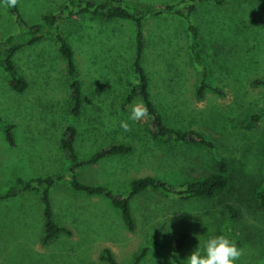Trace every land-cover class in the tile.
<instances>
[{"label":"rangeland","instance_id":"rangeland-1","mask_svg":"<svg viewBox=\"0 0 264 264\" xmlns=\"http://www.w3.org/2000/svg\"><path fill=\"white\" fill-rule=\"evenodd\" d=\"M2 1L0 40L19 35L16 42L25 41V27L16 22ZM66 1L35 0L33 14L22 17L28 25L38 24L44 11L52 12ZM123 1L131 10L136 6L133 0ZM179 1L158 0L155 7L193 2L194 10L187 20L165 12L143 15L141 65L148 74L151 99L163 121L177 129L201 132L212 146L153 139L147 130L149 116L140 121L129 119L131 106L140 101L137 96L126 111H118L134 81V21L119 20L112 32L106 19L107 28L98 33L99 21L63 19L57 31L61 23L62 35L66 26L72 31L70 40L81 82L80 113L71 112L64 63L53 36L55 28L41 26L44 37L23 46L12 57L27 82L23 91L9 87L7 73L0 66V120L2 124H14L15 141V146L9 145L0 126V191L16 178L65 171L68 160L59 140L67 125L76 128L78 158L112 141L133 147L129 153L109 156L76 170L79 180L102 184L121 194H127L132 179L145 175L172 185L201 180L216 173L222 159L227 164L229 184L213 199H180L154 191L135 195L130 200L136 222L133 231L124 226L119 209L107 198L92 196L95 208L101 210L94 217L104 226L98 227L103 240H107L103 248L111 250L118 264H132L142 247L147 253L139 264H170V260L181 264L196 247L203 253L210 236L228 237L230 224L224 222L226 219L232 223V240L243 252L236 264H264V204L259 195L264 188V84H253L254 79H264V0H224L221 4L213 0ZM79 24L93 27L86 34L84 47L74 31ZM188 24L198 30V60L193 59L188 34L182 28ZM46 29L48 34L44 33ZM98 34L102 42L115 49H96L93 38ZM202 80L220 88L222 94L205 89L204 96L197 98L196 87ZM261 113L251 126L247 125L250 116ZM121 121L129 124L130 131L120 127ZM69 179L66 174L49 192L60 224L64 221L65 199L68 208L71 199L80 198L74 195ZM227 205L236 211L233 219ZM39 207L37 194L29 192L0 202V208L10 210L8 214L0 212V264H108L98 256L100 247H91L92 255L86 254L82 245L81 249L68 245L66 239L70 237L64 235L40 250ZM183 232L187 235L183 245L172 251L174 239Z\"/></svg>","mask_w":264,"mask_h":264},{"label":"trees","instance_id":"trees-1","mask_svg":"<svg viewBox=\"0 0 264 264\" xmlns=\"http://www.w3.org/2000/svg\"><path fill=\"white\" fill-rule=\"evenodd\" d=\"M186 0H181L185 2ZM193 1V0H190ZM217 4H221L224 0H213ZM138 7V8H137ZM194 10L193 2L177 6L175 4H166L161 7L143 9L139 6L129 8L123 0H105L100 3H95L91 0H68L63 5H60L53 13L44 15L38 24L28 25L24 21L17 5L8 7V12L15 16L16 22L25 27L26 40L16 42L19 35H9L4 40H0V66L7 73V83L9 87L15 91H23L27 82L19 73L15 63L12 60L13 55L23 46L32 45L41 40L44 36L41 32V26L47 28L54 27L53 36L58 45V53L61 55L66 72V80L70 95L71 112L79 114L82 107L81 82L78 77V70L74 61V53L71 45L60 31H57L59 21L70 18L74 15L92 14L100 18H120L132 20L135 22V52L131 62L134 73L133 85H129L128 90L124 93V97L119 104L118 111H126L135 96L148 108L149 122L147 130L153 139L164 142L177 141L182 143H197L206 147H211L212 143L205 139L203 134L194 129L181 130L168 126L160 116L156 106L154 105L150 94V81L148 74L141 65L143 56V31L142 17L145 14L158 15L163 12L167 15H177L186 20ZM187 31L190 36V51L193 59L198 60V30L193 24H188ZM49 30H44L48 34ZM253 84H264V79H254ZM209 89L215 93L222 94V90L218 87L211 86L205 80H202L196 87L197 98L204 96V90ZM263 113L250 116L247 125L251 126ZM0 126L4 133L5 139L9 145L15 146L14 141V124H2ZM76 128L73 125H67L60 135V148L62 149L65 158L68 160V165L65 171L51 173L46 176H35L29 179L16 178L5 190L0 191V202L9 200L22 192L36 193L37 199L41 208V242L47 244L49 241L56 239L62 234L69 235L70 231L56 221L52 211L50 200V189L66 174L70 175L69 184L75 191H79L88 195H100L107 198L113 207L120 211V217L124 226L133 231L136 227L135 217L130 208V200L137 194H143L149 191L159 192L161 194H172L180 199H203L210 200L216 197L221 191L228 187L229 179L225 175L227 164L224 160H219L217 163V172L213 173L201 180L189 181L179 185L169 184L161 179L151 175H145L134 178L129 182V191L127 194L114 192L110 188L102 184H89L79 180L76 176L78 167L87 166L97 163L99 160L113 155L126 154L133 150V147L126 142L112 141L96 148L87 157L78 158L75 150ZM261 204H264V188L259 191ZM230 218H234L236 211L229 205L226 206ZM230 224L228 238H233V230L231 221H226ZM223 222V223H224ZM226 224V223H225ZM224 225V224H223ZM186 233H180L174 239L172 251L180 249L184 240L187 238ZM147 253V248L142 247L136 254L132 264H139L144 255ZM100 258L108 264H118L114 255L109 248H103Z\"/></svg>","mask_w":264,"mask_h":264},{"label":"crops","instance_id":"crops-1","mask_svg":"<svg viewBox=\"0 0 264 264\" xmlns=\"http://www.w3.org/2000/svg\"><path fill=\"white\" fill-rule=\"evenodd\" d=\"M66 2H64V3H66ZM157 2H158V0H149L147 3L142 2L140 0H133V3L135 5L139 6L140 8H143V9L154 8L157 5ZM179 2H181V0ZM34 3H35V0H18L16 5H17L20 13L23 16L26 14L29 17L30 14L31 15L33 14ZM64 3L58 4L52 12L44 11L43 13H46V14H41L40 19L44 15L53 13L60 5H63ZM166 4H170V3H166ZM166 4H164V5H166ZM148 15H150V14H148ZM150 16H156V15H150ZM66 19H68V21L72 19V20H75V22H77V21L81 22L83 19H85V20L89 21L90 23L95 22V21H99L98 24H99V27H101V29H96L98 33H100L102 30H105L108 26L106 18H100V17L94 16L92 14H90L84 18H82L79 15H74V16H72L70 18H66ZM108 20L110 22L109 26L112 29V32H114L115 31L114 28H118L117 24L120 23L121 21H119V20H122V19L108 18ZM125 20H127V19H125ZM68 21H66V24ZM128 21H132V20H128ZM30 25H34L33 22ZM59 26H60L59 31L62 33L61 27L63 26V23H61ZM92 28H93L92 26H83L82 24H79L78 27L74 29V31L78 33L79 39H80V41H82L83 47H84L85 43L88 42L86 34ZM182 28L184 29L185 34H188V39L190 41V36H189V32L187 31V28L184 26H182ZM71 32L72 31L70 30V28L68 26H66L65 33L63 36L64 37L66 36L65 38L67 39L69 44L72 46V50H73V45H72V42L70 40ZM100 36L101 35L98 34L97 36H95L93 38V42L95 44L94 46L96 49L102 48V50L104 49L105 51L115 49L114 46L112 47V45L102 42ZM117 46H118V44H117ZM189 46H190V44H189ZM83 47H82V50H83ZM189 49H190V47H189ZM2 134H3V132H2ZM3 137H4V134H3ZM74 192H75L74 193L75 196L77 195L80 197L79 199H71L72 202L68 208L66 207V202H65L66 199L63 202L64 221L62 222L61 225L64 226L65 228H67L70 231V234L69 235L62 234V235L70 237L69 239H66L68 245H71L72 247H77L78 249H81L80 245H82L83 248H86V249H84L86 254L90 253L92 255L94 248L100 247V250L98 251V256H99L103 250V247H104L103 243L107 242V240H103L102 233L98 231V227L101 226L102 224L100 223V221L96 217L99 216L98 212L101 210L99 209L97 211V209L95 208V205H94L95 203L91 197L92 196L101 197V196L100 195H88V194H85V193H82L79 191H75V190H74ZM83 199H86L87 201H82ZM88 200H90V201H88ZM110 204H111V202H110ZM52 211H53V215L55 218V212H54L53 206H52ZM0 212H5L8 214L10 212V210L0 208ZM85 213H87V214L90 213L91 216L86 217ZM82 214H84V215H82ZM94 215L96 217H94ZM0 216H2V214H0ZM102 222L106 223V221H104L103 219H102ZM41 233H42V230H41V223H40V234ZM62 235H60V236H62ZM60 236H58L54 240L49 241L47 244H42V242L40 240V244H39L40 250H43L45 246H48V245H50L56 241H59ZM72 236H74V238H71ZM40 239H41V235H40ZM90 242L92 243V245L89 244ZM91 247H94V248H91ZM65 256H67V255H65ZM94 257L95 258L97 257L96 254H94Z\"/></svg>","mask_w":264,"mask_h":264},{"label":"clouds","instance_id":"clouds-1","mask_svg":"<svg viewBox=\"0 0 264 264\" xmlns=\"http://www.w3.org/2000/svg\"><path fill=\"white\" fill-rule=\"evenodd\" d=\"M3 2L7 7H14L18 0H3ZM148 114L147 106L140 100L131 106L129 119L140 121ZM120 127L124 131H130V126L126 121H121ZM242 254V249L237 246L234 240L226 235H215L205 241L203 253L196 247L186 260L181 261V264H236ZM170 264H175V261L170 260Z\"/></svg>","mask_w":264,"mask_h":264}]
</instances>
